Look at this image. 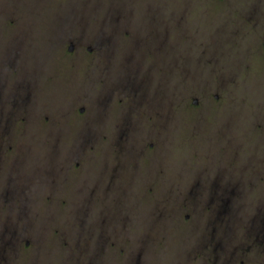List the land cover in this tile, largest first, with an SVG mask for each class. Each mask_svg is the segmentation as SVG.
<instances>
[{
	"label": "rangeland",
	"instance_id": "rangeland-1",
	"mask_svg": "<svg viewBox=\"0 0 264 264\" xmlns=\"http://www.w3.org/2000/svg\"><path fill=\"white\" fill-rule=\"evenodd\" d=\"M83 1L0 0L20 48L1 65L18 96L0 162L29 186L31 217L5 220L0 264H241L234 236L262 190L264 0H93L114 12L86 6L85 21ZM254 2L253 25L239 16ZM85 22L110 26L79 41ZM210 82L219 98L194 106Z\"/></svg>",
	"mask_w": 264,
	"mask_h": 264
},
{
	"label": "flooded vegetation",
	"instance_id": "flooded-vegetation-1",
	"mask_svg": "<svg viewBox=\"0 0 264 264\" xmlns=\"http://www.w3.org/2000/svg\"><path fill=\"white\" fill-rule=\"evenodd\" d=\"M228 1V0H227ZM226 1V3H227ZM259 3L254 2L252 9H248L246 13H241L240 20L246 21V22H250V24H253L252 22H259L260 20V8ZM83 5H85V7H83ZM86 6H91L92 8H95V10L104 12L105 10V16L108 18L109 15H111L112 12H114V10L112 9H106L105 7L99 8L100 6V2L96 3L93 0L92 1H83L82 2V6H79V10L81 11L80 15L77 16H83V14H85L86 12ZM89 9V8H87ZM259 13V14H258ZM256 17H259L256 20ZM83 21H85V18L82 17L81 18ZM109 19V18H108ZM107 19V20H108ZM105 20H102V22H105ZM256 24V23H255ZM102 25V26H101ZM99 26L96 25H91L87 22L83 23L80 26L86 27L85 30H88V32H84V33H80L81 31L78 32V35H76V37L79 39H84L86 37H88L90 35V33L92 30L98 29V30H102L104 28H108L110 25L109 23H105V24H101ZM254 25V24H253ZM73 42V41H71ZM80 43V42H79ZM72 43H70L71 46ZM74 45V42H73ZM111 47L107 46L105 47V50L110 49ZM88 49H92L91 46H88ZM257 50L258 52L264 56L262 53H264V33L261 34L258 37V45H257ZM98 54L96 55L95 59H97ZM20 58V48H19V39H18V35H17V31L16 29H10L3 26H0V114L2 115V113H4L6 116H8V113L10 112L11 114L14 113V110L12 109L14 106V101L17 100V96H18V92L16 90V88L10 87L9 89L5 88L2 89V87L4 86L3 81V70H2V66L3 64H12L14 62H16L18 59ZM108 58H111L113 60H116V57L113 55H109ZM131 58V57H130ZM103 59H105V57L103 56ZM10 70V69H9ZM221 73H219V77H227L225 73H222V75H220ZM224 79V78H223ZM225 80V79H224ZM219 92H222V88L216 84V83H212L210 82V86L208 87V89H205L203 92H200V95L198 97H194L193 99V105L194 106H202V108L204 106H208L209 107V102L212 99V96L215 98H219ZM6 94V97L4 96L3 98V94ZM6 98V99H5ZM10 102V107H9V111H7L6 113L3 111L4 108V104L5 102ZM201 101V102H200ZM202 108L200 109V111L202 110ZM220 109H218L217 111H219ZM262 110L259 109V106L257 107V110L255 111L254 114V127L260 129L261 126H263L262 122ZM0 120H2L0 118ZM215 124V128L218 127ZM9 138L6 136L4 137L3 135H0V146H1V150L3 151L4 147H3V143L5 141H8ZM258 156V154H257ZM255 157V162L254 165L257 164L258 166L256 167V172H255V177H256V182L258 183V185L261 186V191H260V198L257 200V202L255 203V213L254 216H252V218L250 220H246L244 219V221L239 225V231L237 232V234L234 236V238L236 239L235 244H234V255L240 259V263L241 264H264V179L261 177L260 175V169L261 166L264 164V161H262L259 156ZM264 167V165H263ZM4 169L6 170L7 173V177L6 179H2L0 177V202L3 203V192H6V188L4 189L3 186V182H5V180H9L10 181H19V183H16L14 185L10 184L9 186H11L10 191L13 193V195L11 196V198L15 199L16 201V211L14 210H10V214L9 215H2V213L0 212V246H4L7 242H5V238H6V234L3 233L2 228H3V224L5 223V220H11L12 222H17V221H29L31 220L30 216H27L25 214L24 211V206L20 205L24 202L25 197H23L24 195V189L22 188V186L24 188H26L28 191H30V188L28 185H25L23 181V177L21 178V176L16 177V175H14L12 178H10L9 176L12 174L11 170V166L9 165V163H5V162H0V176L3 172ZM118 170H120V168L118 167ZM211 186V185H210ZM214 185H212L210 187L213 188ZM4 189V190H3ZM31 200V198L29 199ZM247 228V229H246ZM213 233H215V230H211L207 236V238L210 236H213ZM225 236V235H223ZM222 236V237H223ZM14 238V236H13ZM212 238V237H211ZM26 243H29V241L27 240ZM210 250V249H209ZM237 259V260H238ZM1 262V261H0Z\"/></svg>",
	"mask_w": 264,
	"mask_h": 264
},
{
	"label": "trees",
	"instance_id": "trees-1",
	"mask_svg": "<svg viewBox=\"0 0 264 264\" xmlns=\"http://www.w3.org/2000/svg\"><path fill=\"white\" fill-rule=\"evenodd\" d=\"M78 17H80V16H78ZM65 24H63V25H60V26H58L60 29H61V27H62V31L68 26V24L65 26ZM62 42V41H61Z\"/></svg>",
	"mask_w": 264,
	"mask_h": 264
},
{
	"label": "water",
	"instance_id": "water-1",
	"mask_svg": "<svg viewBox=\"0 0 264 264\" xmlns=\"http://www.w3.org/2000/svg\"><path fill=\"white\" fill-rule=\"evenodd\" d=\"M71 43H72V44H71V46L69 47V49H70V50H73V46H74V45H73V42H71Z\"/></svg>",
	"mask_w": 264,
	"mask_h": 264
}]
</instances>
